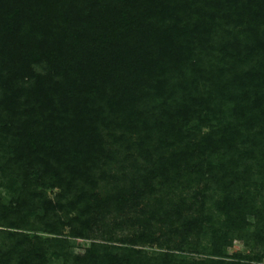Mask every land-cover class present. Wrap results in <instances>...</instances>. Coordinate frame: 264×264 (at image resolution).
<instances>
[{
  "label": "trees",
  "instance_id": "trees-1",
  "mask_svg": "<svg viewBox=\"0 0 264 264\" xmlns=\"http://www.w3.org/2000/svg\"><path fill=\"white\" fill-rule=\"evenodd\" d=\"M2 182L0 264H258L174 250L196 233L217 256L233 238L264 252V0H0ZM141 204L129 247L1 229L24 213L87 238Z\"/></svg>",
  "mask_w": 264,
  "mask_h": 264
},
{
  "label": "rangeland",
  "instance_id": "rangeland-1",
  "mask_svg": "<svg viewBox=\"0 0 264 264\" xmlns=\"http://www.w3.org/2000/svg\"><path fill=\"white\" fill-rule=\"evenodd\" d=\"M211 27L215 29L218 35H221L225 32V29L223 27L218 28L215 24H210ZM216 39L215 37L211 42H213L216 45ZM210 42V41H209ZM209 46V43L205 44V47ZM205 49V48H204ZM205 49V50H206ZM204 50H202V55H204ZM208 52V51H207ZM218 51L214 53L216 55ZM213 57V56H211ZM196 123V122H195ZM204 130H207L206 127H203ZM3 183V182H2ZM34 187H36L37 190L44 191L47 196H49L52 199H56V194L60 191L59 188H51V187H45L43 188L40 184H35ZM176 196L175 197H185L187 199V202L190 200L191 190L189 187H186V183H180L178 185V188L175 190ZM263 197H264V191ZM15 194L8 188L5 187L4 183L0 185V198L2 199V202H9ZM161 194L156 193L155 198H160ZM123 210L119 209L118 211L114 209L112 211V214H110V217H107L106 224L103 226H98L94 228L93 234L87 238L82 237H73L70 235V228L66 227L64 229V235H58L55 233H49L44 229V222H40L36 218L32 217H26L24 213L19 214V218L17 219V222L20 224V226L10 227L8 226V223L10 220H4L3 226L1 229L11 230V231H17L21 232L30 236L37 235L43 240L45 238H54V237H65L69 239L68 246L70 247V251H72L74 254L76 253H83L84 250L87 247H90V245L93 242H104L109 243L113 245H124V246H131V243L129 242V239L135 238L138 234V230L140 229V225L138 223V218H141L142 216V210L143 205L137 206L133 211H128V209ZM24 215V216H23ZM198 214H193V216H197ZM248 221L254 222V217L248 215L247 216ZM206 225H209L208 222H205ZM106 230V233L103 237L107 240H103L101 237V234L103 231ZM160 230L157 232V234H160ZM177 240V238H175ZM185 248L182 250H174V253H176L178 256L182 257L186 260H192V261H202L205 259H223V260H235L237 259L236 255H250L252 257L253 263L258 264H264V252L262 249V246L259 245L258 241H253L251 245L247 246L245 242L242 239L233 238L232 244L227 247L225 256H217L213 252V244L211 240V236L208 234L207 236L194 234L191 236V239L188 240ZM14 245V242L8 237L5 233H0V252L8 251L12 248ZM136 248L144 249L149 254H152V252H165L168 251L166 248H160L157 243L154 244H137L134 245ZM133 246V247H134ZM55 250V249H54ZM53 249L50 250L49 254H52ZM64 258V254L61 252L59 253V257L53 256L50 257L51 264H62ZM18 260V255H16L15 259H13L12 263H15ZM243 260V259H242Z\"/></svg>",
  "mask_w": 264,
  "mask_h": 264
}]
</instances>
